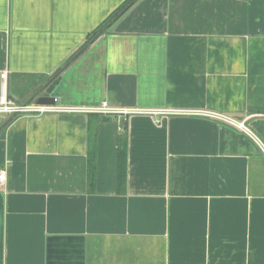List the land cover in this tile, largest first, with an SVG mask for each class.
I'll return each instance as SVG.
<instances>
[{
  "label": "crops",
  "instance_id": "1",
  "mask_svg": "<svg viewBox=\"0 0 264 264\" xmlns=\"http://www.w3.org/2000/svg\"><path fill=\"white\" fill-rule=\"evenodd\" d=\"M1 73L80 109L0 129V264H264V153L213 115L264 144V0H0Z\"/></svg>",
  "mask_w": 264,
  "mask_h": 264
},
{
  "label": "built area",
  "instance_id": "2",
  "mask_svg": "<svg viewBox=\"0 0 264 264\" xmlns=\"http://www.w3.org/2000/svg\"><path fill=\"white\" fill-rule=\"evenodd\" d=\"M2 81L0 83V114H6V115H19V114H43L45 112H52V111H78L80 108L77 107H63V106H56V105H50V104H37V103H18L13 100H11L6 92V83L4 81L5 79V73L0 74ZM98 111H110V108H107L105 106H102L100 108H96ZM124 114L127 113H157L155 110H148V109H123L121 110ZM214 116H216L219 119L226 120L230 124L236 126L237 128L243 130L245 133H247L251 138H253L256 143L261 148L262 152L264 153V144L261 142V140L255 136L251 130L245 125L244 120H239L236 118H232L223 114L214 113ZM4 180V172H0V182H3Z\"/></svg>",
  "mask_w": 264,
  "mask_h": 264
},
{
  "label": "trees",
  "instance_id": "3",
  "mask_svg": "<svg viewBox=\"0 0 264 264\" xmlns=\"http://www.w3.org/2000/svg\"><path fill=\"white\" fill-rule=\"evenodd\" d=\"M128 3V2H127ZM117 182L118 187L122 185L126 171V137L119 138L118 159H117ZM95 176V158L94 155H88V182L93 184Z\"/></svg>",
  "mask_w": 264,
  "mask_h": 264
},
{
  "label": "water",
  "instance_id": "4",
  "mask_svg": "<svg viewBox=\"0 0 264 264\" xmlns=\"http://www.w3.org/2000/svg\"><path fill=\"white\" fill-rule=\"evenodd\" d=\"M37 104H54V98L53 97H46V96H39L36 99ZM14 116H11L8 118L2 125H0V129L8 122L10 121Z\"/></svg>",
  "mask_w": 264,
  "mask_h": 264
}]
</instances>
